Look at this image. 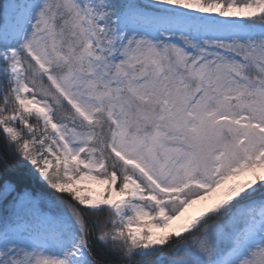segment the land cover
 <instances>
[{"label":"snow or ice","instance_id":"6c2138e0","mask_svg":"<svg viewBox=\"0 0 264 264\" xmlns=\"http://www.w3.org/2000/svg\"><path fill=\"white\" fill-rule=\"evenodd\" d=\"M0 264H264V0H0Z\"/></svg>","mask_w":264,"mask_h":264},{"label":"bare ground","instance_id":"6f19581e","mask_svg":"<svg viewBox=\"0 0 264 264\" xmlns=\"http://www.w3.org/2000/svg\"><path fill=\"white\" fill-rule=\"evenodd\" d=\"M199 208V207H198ZM198 208L197 209H190L189 211H190V213H192V214H195L196 213V211L198 210Z\"/></svg>","mask_w":264,"mask_h":264},{"label":"rangeland","instance_id":"374dc122","mask_svg":"<svg viewBox=\"0 0 264 264\" xmlns=\"http://www.w3.org/2000/svg\"><path fill=\"white\" fill-rule=\"evenodd\" d=\"M93 187H96V186H93ZM198 207H200V205L195 206L193 209H197Z\"/></svg>","mask_w":264,"mask_h":264}]
</instances>
